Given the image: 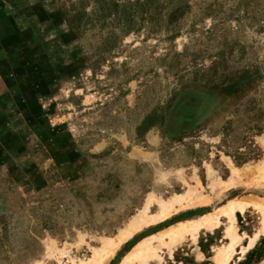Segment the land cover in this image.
I'll return each instance as SVG.
<instances>
[{"label":"rangeland","instance_id":"obj_1","mask_svg":"<svg viewBox=\"0 0 264 264\" xmlns=\"http://www.w3.org/2000/svg\"><path fill=\"white\" fill-rule=\"evenodd\" d=\"M234 200L264 203V0H0V264H264Z\"/></svg>","mask_w":264,"mask_h":264},{"label":"bare ground","instance_id":"obj_2","mask_svg":"<svg viewBox=\"0 0 264 264\" xmlns=\"http://www.w3.org/2000/svg\"><path fill=\"white\" fill-rule=\"evenodd\" d=\"M247 203H251L252 206L256 207L264 215V203L261 201H258V200H251V201H246V202L243 200H234V201H231L229 203V205L222 208L221 211H222V213H226L230 216H233V219L235 220L236 219V209L240 208V209L244 210ZM217 218H218V216H216L215 214L212 213V214H209L207 216H204L202 219H204V221H206V222H212L213 220H215ZM198 221H199L198 219H189V220L182 222L178 225L172 226L168 230L157 235V237H159L162 240L165 238H167L169 240H174L178 235L182 234L183 232L197 230L198 229V225H197ZM201 226H203V225H201ZM133 230H128V231L124 232L123 234H121L120 240L124 241L125 239L129 238L133 234V232H134ZM230 235L234 239L236 238L234 230L232 232H230ZM234 239H233V241H234ZM255 240H256V238L252 239V241L250 242V244L247 247V250L251 249L254 246ZM148 244H149V240H147V239L143 240L141 243H139L135 247L134 251H136V252H133L134 253L133 255H135L137 253L138 254L143 253L145 250L144 248L147 247ZM233 246H232V248H233ZM149 247H148V250H149ZM148 250H146V251H148ZM110 251H112V249Z\"/></svg>","mask_w":264,"mask_h":264},{"label":"trees","instance_id":"obj_3","mask_svg":"<svg viewBox=\"0 0 264 264\" xmlns=\"http://www.w3.org/2000/svg\"><path fill=\"white\" fill-rule=\"evenodd\" d=\"M251 252L249 251L248 254H250Z\"/></svg>","mask_w":264,"mask_h":264}]
</instances>
